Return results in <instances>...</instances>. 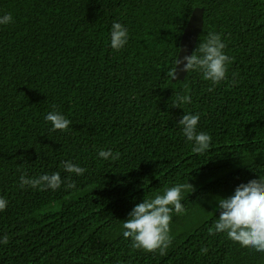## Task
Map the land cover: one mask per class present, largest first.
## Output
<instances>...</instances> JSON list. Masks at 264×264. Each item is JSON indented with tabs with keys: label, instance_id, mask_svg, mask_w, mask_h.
I'll use <instances>...</instances> for the list:
<instances>
[{
	"label": "trees",
	"instance_id": "obj_1",
	"mask_svg": "<svg viewBox=\"0 0 264 264\" xmlns=\"http://www.w3.org/2000/svg\"><path fill=\"white\" fill-rule=\"evenodd\" d=\"M263 177L264 0H0V264H264Z\"/></svg>",
	"mask_w": 264,
	"mask_h": 264
},
{
	"label": "water",
	"instance_id": "obj_2",
	"mask_svg": "<svg viewBox=\"0 0 264 264\" xmlns=\"http://www.w3.org/2000/svg\"><path fill=\"white\" fill-rule=\"evenodd\" d=\"M203 16L204 10L201 8H195L186 24V27L183 30L175 69L171 76V83L173 84L178 81H184L187 75L193 50L203 30Z\"/></svg>",
	"mask_w": 264,
	"mask_h": 264
},
{
	"label": "rangeland",
	"instance_id": "obj_3",
	"mask_svg": "<svg viewBox=\"0 0 264 264\" xmlns=\"http://www.w3.org/2000/svg\"><path fill=\"white\" fill-rule=\"evenodd\" d=\"M263 186H264V177L263 178H260L259 180L255 181L254 183H252L245 191L237 194L236 197H238L237 199H239L240 197L244 196L246 193H251L254 190H257V189H259V188H261ZM230 202H228V203H230Z\"/></svg>",
	"mask_w": 264,
	"mask_h": 264
}]
</instances>
